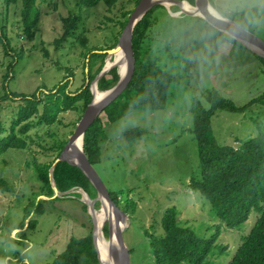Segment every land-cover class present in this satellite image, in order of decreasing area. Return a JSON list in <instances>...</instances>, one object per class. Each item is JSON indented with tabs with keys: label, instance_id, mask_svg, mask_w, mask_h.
I'll return each mask as SVG.
<instances>
[{
	"label": "rangeland",
	"instance_id": "obj_1",
	"mask_svg": "<svg viewBox=\"0 0 264 264\" xmlns=\"http://www.w3.org/2000/svg\"><path fill=\"white\" fill-rule=\"evenodd\" d=\"M209 2L216 13L256 7V13L244 24L264 40V0ZM183 3L171 4L170 8L156 3L151 11L153 23L144 38L148 56L171 74L165 105L132 109L106 121L98 138L99 160L93 167L107 190L119 194L121 202H133L124 211L126 224L121 232L129 264H152L149 234L161 233L159 217L166 206L173 205L178 221L198 234L208 236L217 229L215 240L227 254L215 256V264L229 260L258 213L251 210L239 227H227L214 215L208 201L189 187L190 175L198 174L196 145L190 131L191 98L197 96L206 106L203 93L214 88L235 104H242L264 89V72L254 51L238 40H222L207 22L181 13ZM134 4L135 0H115L109 7L102 0L91 6L80 5L78 0H35L39 17L28 38L21 30L19 3L0 0V28L8 41L5 52L0 43V92L2 83L9 90L24 93L54 87L68 73L67 88H75L82 82L85 50L76 36L84 35L89 47L112 46L121 30L122 12L131 10ZM67 14L79 15L76 29L55 42L63 30L62 17ZM111 59L109 54L104 57V61ZM16 109L15 102L2 103L0 118L5 126ZM81 112L79 105L60 111L53 123L29 129L32 139L27 138L28 147H9L0 153V177L11 185L10 190H0V264L18 259L22 264L51 261L70 236L90 229V217L72 193L79 187L56 197L39 194L30 161V155L35 161L52 158L56 151L50 145L55 139L67 138ZM103 114L101 110V119ZM210 122L218 143L236 146V138L244 139L264 128V104L256 100L242 111L219 108L211 114ZM131 129L137 130L129 136ZM37 202L40 209L35 211ZM25 205L29 206L27 215ZM94 206L98 209L99 202ZM104 239L107 242L106 235Z\"/></svg>",
	"mask_w": 264,
	"mask_h": 264
},
{
	"label": "trees",
	"instance_id": "obj_2",
	"mask_svg": "<svg viewBox=\"0 0 264 264\" xmlns=\"http://www.w3.org/2000/svg\"><path fill=\"white\" fill-rule=\"evenodd\" d=\"M97 1L99 0H78V4L91 6ZM102 1L107 7L115 2V0ZM186 1L187 4L193 5V0ZM4 2L5 4L19 3L21 30L26 37H32L39 17L35 0H4ZM154 6L155 4L148 8L132 27L131 50L134 64L129 81L122 91L102 108L105 120L101 119L98 113L83 132L82 149L92 165L99 160L98 138L102 131V124L132 109H158L166 103L171 74L152 56H148V50L144 47V38L149 26L153 23L151 11ZM129 11L122 12L124 17L120 21V28L123 27ZM256 11V7H249L240 11L229 10L219 11V13L247 28L244 24L245 19L253 16ZM195 16L206 22L200 16ZM79 18L78 14H67L62 17L63 30L54 41L65 38L76 29ZM215 30L222 40L238 43L226 33L216 28ZM76 38L85 50L82 52V82L75 88H67L69 73L54 87L36 89L29 93L9 90L6 84L2 83L0 110L2 103L7 100L15 102L17 109L6 126L0 118V153L9 147H28L27 138L32 139L28 133L29 129L53 123L57 120L60 111L75 109L78 105L82 111L90 100L88 84L104 62L106 52L101 49L105 47L87 46L85 36L81 34H78ZM0 43L5 52L8 41L1 28ZM255 56L262 62L264 72V58L257 54ZM117 76L116 67L109 68L97 78V88L103 90L108 88L115 82ZM85 79H87L86 83H84ZM203 97L207 101L206 106L197 96H193L189 102L192 117L190 131L195 141L198 161V174L190 175L189 187L199 192L208 201L214 215L227 227H239L251 210L258 212L249 230L242 235L225 264H264V128L244 139L236 138L238 144L234 146L218 143L212 134L210 122L211 114L216 109L242 111L256 100L264 104V89L242 104H235L214 88L206 89ZM136 130L131 129L127 134L132 136ZM65 140V138L55 139L50 145L56 151L50 159L35 161L33 155H30L41 195L50 196L52 193L48 167ZM33 141L36 145L45 147L39 141L31 142ZM52 178L60 191L70 187H81L90 197L95 195V189L82 171L76 165L64 160H59L53 165ZM10 189L11 185L0 177V190ZM107 191L109 197L123 211L126 212L129 207H132L133 202L127 200L121 202L119 194ZM72 193L79 195L76 191ZM81 204L85 208V204L83 202ZM39 209L37 202L34 210ZM28 210L29 206L25 205L23 211L26 215ZM29 224L30 220H27V225ZM159 224L161 233L149 234L148 239L153 257L152 264H179L181 261L185 264H215L213 259L215 256L227 254L224 246L215 240L217 229L208 236L198 234L192 227L178 221L177 211L173 205L166 206L162 210ZM102 232L106 235L105 224ZM5 264H22V262L20 259L13 263L6 260ZM43 264H100L91 241L90 229L82 235L70 236L64 248L51 261Z\"/></svg>",
	"mask_w": 264,
	"mask_h": 264
},
{
	"label": "water",
	"instance_id": "obj_3",
	"mask_svg": "<svg viewBox=\"0 0 264 264\" xmlns=\"http://www.w3.org/2000/svg\"><path fill=\"white\" fill-rule=\"evenodd\" d=\"M166 1L178 5V3L183 0ZM156 3H161L164 5L162 0H137L128 13L127 19L121 28L115 43L108 48L101 49V51H105L106 54H109V56H111L112 53H115L117 50H120L124 60V68L121 72L118 71V58L112 59L109 63L106 61L103 62L99 71L89 81L88 88L91 93L90 100L86 103L61 149L53 158L51 164L48 167V177L52 188V193L50 196H61L63 194H68V192L75 189L70 187L60 191L56 188L52 178V167L59 160H64L69 164L76 165L87 177L88 181L95 189V195L93 197H90L81 187L77 189V192L79 193L78 199L85 204V209L90 217L91 241L100 264H129L128 250L121 235L122 229L126 224L124 219L127 215L109 197L105 184L101 180L93 165L87 159L82 149V135L84 130L93 121L102 108L107 105L115 96H117L129 81L134 64L131 50L132 27L134 23L145 13V11ZM193 5L194 9H181L180 12L200 16L212 27L240 41L247 48H250L252 51H254L255 54L264 58V40H262L260 37L237 23L235 20L220 14L218 11L217 13H213L209 9V5H211L209 0H193ZM113 66L116 67V72L118 75L117 79L111 86L105 88L101 95L94 97L93 89L96 87L97 78ZM86 82L87 79H85L84 83ZM77 137H80L79 146L74 144V141ZM95 201L99 202L98 209L102 208L103 210V218L100 225L102 228L105 224L107 229L106 252L108 255V262L103 261L99 256V248L95 236ZM109 214L112 215V220L109 219Z\"/></svg>",
	"mask_w": 264,
	"mask_h": 264
},
{
	"label": "bare ground",
	"instance_id": "obj_4",
	"mask_svg": "<svg viewBox=\"0 0 264 264\" xmlns=\"http://www.w3.org/2000/svg\"><path fill=\"white\" fill-rule=\"evenodd\" d=\"M162 2L164 3V5L167 8H170L171 4H174V3H169L166 0H162ZM183 2H187V1L183 0V1L179 2L178 5H180ZM183 5H184L185 9H194V5H192V4H190L192 7L191 6L189 7L186 3H183ZM182 9H184V8H182ZM209 9L213 13H216L215 9L212 7V5H209ZM117 58L119 59L118 71L121 72L123 70V68H124V60L122 58L120 50H117L115 53H112V59H117ZM106 62L109 63L110 60H106ZM103 92H104V90L99 91L96 87H94V89H93L94 97H98ZM74 144L76 146L80 145V137H77L75 139ZM95 217H96L95 236H96V241H97V245H98V248H99V256H100V258L103 261H107L108 262V255H107V252H106L107 242L104 239V235H103L102 228H101V225H100L101 220L103 218V210H102V208L95 210ZM109 219L112 220V215L111 214H109Z\"/></svg>",
	"mask_w": 264,
	"mask_h": 264
}]
</instances>
